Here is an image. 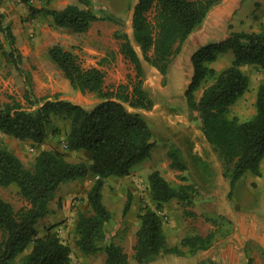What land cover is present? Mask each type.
<instances>
[{
    "label": "trees",
    "instance_id": "1",
    "mask_svg": "<svg viewBox=\"0 0 264 264\" xmlns=\"http://www.w3.org/2000/svg\"><path fill=\"white\" fill-rule=\"evenodd\" d=\"M33 1L20 0L27 9L28 18H48L55 29L83 34L94 22L123 26V20L111 12L96 13L91 0H77L61 10L38 8ZM220 1L136 0L130 8L131 37L123 30L114 33L121 41L120 54L135 70L131 85L105 88L101 69L83 68L77 56L59 44L48 49L49 59L70 87L81 94L94 95L99 103L88 110L61 99L59 94L53 98L33 99L28 86L23 96L25 105L11 99L0 107V133L40 147L47 138L52 120L66 121V150L86 153L90 163L68 162L62 152L50 149L41 150L31 168H26L17 156L0 147V187H15L27 203L15 210L0 198V264H69L70 248L51 229L39 237L37 225L47 216L49 203L60 185L88 176L95 178L87 193L89 211L77 214L74 244L85 256L103 252V264H128V256L120 245L105 243V228L111 215L103 204L102 188L110 178L129 176L134 164L150 156L157 139L166 140L163 135L156 136L145 117L137 112L150 111L160 103L153 92L144 87L142 62L166 80L182 45ZM0 34L9 47L5 52L0 43V52L21 73V55L15 36L11 24L5 22L1 13ZM227 53L233 55L232 61L225 68L216 70L212 65ZM190 66V81L183 93L186 106L197 114L201 134L218 153L222 176L232 188L248 172L259 175V166L264 159V85L257 89L255 114L249 120L230 117V108L249 87V79L241 67L254 66L264 71V30L233 31L221 40L205 43L190 55ZM29 80L26 76L27 84ZM198 91L201 94L197 99ZM171 110L175 112L173 108ZM167 158L171 169L186 170L179 148L169 149ZM178 179L180 183L168 182L156 170L149 173L148 190L154 208H146L138 216L140 224L135 233L133 264H147L160 255L182 256V248L193 255L212 245L214 234L208 233L206 236H185L179 246H168L158 211L172 200L190 206L196 193L195 187L186 183L185 176L179 175ZM129 206L127 200L123 213ZM29 247L30 251L25 253Z\"/></svg>",
    "mask_w": 264,
    "mask_h": 264
},
{
    "label": "rangeland",
    "instance_id": "2",
    "mask_svg": "<svg viewBox=\"0 0 264 264\" xmlns=\"http://www.w3.org/2000/svg\"><path fill=\"white\" fill-rule=\"evenodd\" d=\"M91 2L96 13L111 12L123 20V26L110 22H95L89 32L74 34L64 29L51 27L48 18H39L36 23L33 20L29 21L26 7L17 0H0V7H6L7 3L10 5L7 7L8 10L0 13L5 16V22L11 24L12 33L16 39V47L21 55L19 67L22 70L21 73L18 72L15 66L10 65L0 52V107L11 99L25 105L23 96L28 86L33 99L53 98L55 94H59L60 98L63 97L64 100L78 104L88 110L99 103V99L92 94H81L74 91L63 77L62 72L49 59L47 51L55 44L73 52L83 68L97 67L101 69L104 73L105 88L111 89L120 84L131 85L134 82L135 70L128 60L120 54L121 41L116 39L114 33L123 30L131 37L130 8L136 0H91ZM75 3L77 0L33 1L35 7H47L54 10H61L67 4ZM14 16H16L15 20ZM260 30H264V5L259 2L256 5H250L247 0H222L211 10L204 23L182 45L180 53L173 60L166 80L154 68L142 62L145 71L144 87L152 91L160 103L150 111L139 110L137 112L145 117L156 136L163 135L166 139L156 140L150 152L152 155L149 157H154L155 161L161 165L163 162L169 161L167 158L168 150L177 147L181 151L185 164H191L197 168L198 164L194 163L190 157H219L218 153L208 146L205 140H202L198 117L194 116V112L188 110L185 103L183 93L190 81L192 72L190 55L199 46L221 40L230 32H257ZM0 43L3 45L4 51L8 52V44L3 40L1 34ZM232 59L233 55L227 53L213 67L219 71L228 66ZM241 70L249 79V87L247 92L230 108V117L246 121L255 114L256 92L260 85H264V71L254 66H243ZM26 76L30 77L29 85L26 82ZM200 94L201 91L196 92L197 99ZM172 108L175 112H172ZM67 131L68 123L66 121L53 119L48 129L47 138L40 147L28 141H17L1 133L0 147L20 155L26 168H31L34 157L41 150L50 149L62 152L68 162L89 164V157L86 153L66 150L65 136ZM149 157L131 167L130 173L139 169L138 175L133 176L135 177L134 180L127 179L128 177H125L127 180L110 178L106 180L102 188V201L111 215V219L105 228L106 236L108 235L105 243L113 242L125 247L128 264L134 263L133 256H131L133 244L130 237L134 222L138 220V216L144 212V209L154 208L148 190V175L153 171L152 160ZM178 176L176 179L179 181ZM246 176L247 174L234 183L232 187L234 198L238 200V205L240 203V206H243L240 207V211L243 213L259 216L261 213L264 216V212L251 207L254 205L251 201L252 195L250 191L247 193L244 188ZM94 180L95 178L88 176L85 179H77L60 185L49 203L47 216L40 220L37 225L39 237H42L47 229H51L60 241L70 248L69 264H103L104 261L103 252H98L93 256H85L74 244L77 214L89 211L87 193ZM228 187L230 188V186ZM257 196L255 194L256 198ZM0 198L9 202L15 210L27 206L26 201L21 198L15 187H0ZM127 200L130 201L129 210L123 213ZM258 204L264 209V197L262 195L259 197ZM176 205H180V203L177 202ZM174 208L178 209V207ZM208 216L212 221L215 220L219 224L224 220L225 225L221 222L224 231L231 232L232 227H230L228 220L221 219V216L214 213L208 214ZM183 217L189 218L187 212L180 218ZM221 229L219 225V230ZM114 232L115 235H113ZM258 246L262 247L261 245ZM30 249L29 247L25 253L29 252ZM244 253L246 254L247 251ZM252 255L253 257L249 259L248 264H264V251L262 252L259 247L253 248ZM169 258L179 261L174 256Z\"/></svg>",
    "mask_w": 264,
    "mask_h": 264
},
{
    "label": "crops",
    "instance_id": "3",
    "mask_svg": "<svg viewBox=\"0 0 264 264\" xmlns=\"http://www.w3.org/2000/svg\"><path fill=\"white\" fill-rule=\"evenodd\" d=\"M17 1L20 2V0ZM247 1L250 5H256L258 2L264 5L263 0ZM8 6H10L9 3L6 4V7H0V12L8 10ZM15 17L16 16H14V20ZM33 21L34 23L38 22L37 19ZM93 24H95V22L91 24L89 30ZM89 30L87 32H89ZM61 98L63 99V97ZM193 114L197 116L195 112ZM198 122L200 127L199 119ZM202 140H204L203 137ZM15 156L22 162L20 155L15 154ZM190 158L194 160V163L198 164V168L189 164L186 165V170L184 172H179L170 168V161L163 162L160 165L158 161H155L154 157H149V159L152 160L151 164L153 170L158 171L165 180L179 183L176 176H185L188 181L186 183L192 184L196 190L192 205L184 206L181 203L180 205H176L177 201L172 200L161 206L158 215L162 219V229L166 235V241L169 247L179 246L180 241L185 236L194 234L206 236L208 233L214 234L212 245L207 250L193 255L188 254L186 248H182V252H184L182 256L160 255L147 264H248L249 259L253 257L252 253L254 247H259L262 252L264 251V216L261 215V213L259 216L246 214L240 211V207L243 206H240V203L238 205V200L234 198L232 188L228 187V180L222 176V164L219 157ZM138 170L130 173V175L127 176L128 178H126L134 180L135 177L133 176L138 175ZM246 174L244 188L247 193L250 191L252 195L251 201L254 205L251 207L252 209L256 208L259 209L260 212H264L263 207H260L258 204L260 195L264 197V159L259 166V175H254L251 172ZM260 189L262 190L261 193ZM255 194L258 195L257 198ZM241 203L245 204L243 202ZM174 207H178V209ZM185 212L192 214V216L188 215L189 218H180ZM211 213L228 220L230 222V227H232V230L230 229L231 232L224 231V227L221 225V222L223 223L224 220H222L220 224L215 220H208L210 218L208 214ZM139 224L140 222L138 220L134 222V227L130 232L133 246L135 245V233L139 228ZM219 225L222 228L221 230H219ZM223 225L225 224L223 223ZM222 231H224V233H222ZM113 235H115V232ZM106 238H108V235ZM120 246L127 254V249L121 244ZM245 251H247L246 254L244 253ZM133 254L134 251H132L131 256H133ZM170 256L178 258L179 261L169 258ZM180 260L182 261L180 262Z\"/></svg>",
    "mask_w": 264,
    "mask_h": 264
}]
</instances>
